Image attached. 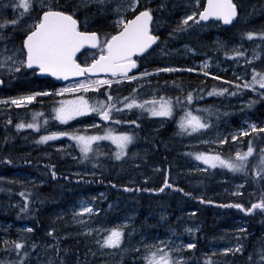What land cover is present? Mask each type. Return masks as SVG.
Segmentation results:
<instances>
[{
    "label": "trees",
    "instance_id": "trees-1",
    "mask_svg": "<svg viewBox=\"0 0 264 264\" xmlns=\"http://www.w3.org/2000/svg\"><path fill=\"white\" fill-rule=\"evenodd\" d=\"M167 1L160 0L159 2L167 3ZM51 4L73 14L80 25L90 24L100 38H103L105 33H111V29L109 30L104 25V15L93 4L82 6L78 4L77 0H53ZM241 10H238V17L243 15ZM227 27V25H224V28ZM180 33L177 36L180 35L181 39L185 38V33ZM168 66H174L180 70L154 73L150 77L138 81H124L120 85L112 84L110 88L102 86L92 93V95H96L93 99L105 100L106 97L103 95L105 90L114 97L122 98L129 96L132 89L136 88L138 99L144 100L157 94L165 97H176L181 94V91L186 94L194 89H205L204 92L197 91L195 94L203 98L199 104L212 110L210 116L208 113H203L208 121L219 119L223 124L238 129L242 126L240 117L248 113L253 120H258V127L264 126V124H260V121L264 118V97L251 92H243L241 97L246 99V104L223 106V103L220 102L222 97L205 98V93L215 86L234 90L233 87L203 79L198 74L182 70L186 69L187 66H184L182 61H177L173 57H160L156 54L148 55L144 59L137 60V69L131 73L138 74V71L145 70L151 72L156 68ZM223 77L228 78L227 75ZM3 81L5 93L0 97L32 94L37 92L33 86H40L43 82H46V89L51 91H55L59 87L58 83L52 80L39 79L37 76L29 77L24 72L4 77ZM234 81L238 84L243 83L239 80ZM178 85L179 87H177ZM53 99L52 95L37 96L34 99L35 101L33 100L34 102L31 101L20 107L10 105V102L8 104L0 103V176L23 171L34 174L39 178L35 184L25 186L0 181V219L11 224L10 233H15V235H19L24 239L26 237L25 232L18 228L20 226L32 228L30 236L27 234L30 239L24 240V250L28 253L35 256L38 254H42V256L50 255L53 264H100L101 262L111 264L116 262L118 259L111 258L112 256H104L100 253L93 254L94 251L90 249L88 243L78 242L77 238L66 234L65 227L55 222L52 226V235H48L47 228L51 219L50 213L58 207H65L71 199L75 198L78 192L91 190H104L109 200L119 201L121 208L126 207L128 204L132 205L138 213L134 225L139 224L140 220L145 219V216L149 213H158V209L164 204L168 206L170 213H172L171 218L178 217L177 215L181 213L182 208H189L191 210L190 216L195 219V222L199 223V228L193 233L195 248L183 251V254L190 260L188 264H206V260H210L212 264H249V253H255L260 247L264 246V214L259 211L254 214H245L234 207L221 206L242 203L245 207H248L250 202L260 200L262 194H264V179L254 176L251 170L248 171L247 175L229 171L230 174H238L237 176L242 178L241 180L244 181L243 190L223 201L219 199L222 197L210 196L208 190L213 186V179L208 173L190 174L181 171L180 152L183 147L179 143L181 136L178 133L176 120L170 118L157 127L155 118L149 116L147 112H141L139 109H124L120 113H113L117 120H136L139 127L127 123L117 124L110 120V125L117 127L115 130L129 127L135 137L132 147L119 160L115 159L112 151L99 146H94L97 151L90 153L91 158L88 160H81L80 154L75 156L66 155L63 151L53 147H48V156H42L38 154L39 149L34 148V140L37 135L28 134L23 129L18 130L15 125L22 119H26L31 109L39 108ZM117 107L122 108V105L118 104ZM9 120L11 123H9ZM249 139L252 140L255 149L254 155L258 154L260 149L264 148V134L250 133L249 136L241 137L240 140H242L243 150L245 151ZM135 147L140 148V150L131 152V149ZM252 159L253 157H249V160ZM8 160H11V163H8ZM134 160L143 164L157 162L160 167L157 170L146 169L144 180L132 179L131 176L134 174L135 169L130 163ZM80 163L93 168L95 173L90 175L74 174L73 170L80 166ZM94 164L96 167H93ZM52 171L56 172L55 178L51 175ZM165 176H167L169 184L174 185L173 188L164 186ZM161 187H164L162 192L144 191L146 188L159 189ZM125 188H130L132 191H125ZM137 188L140 191H136ZM177 188L183 189V192L177 191ZM18 192H23L28 197L29 210L27 212L22 213L14 205L15 198H21ZM184 193H190L191 195L186 196ZM8 196L15 198H9ZM201 200L204 202L202 203ZM208 201H211V203H208ZM24 203L25 198L23 196L21 207L24 206ZM98 204L101 208L98 213H104V202ZM235 218H243L246 224L244 251L235 254L207 256L205 254L206 247L211 242L227 239L221 231V228L226 225L225 220ZM184 220H189V218L185 217ZM149 221H153V219H149ZM180 221H182L181 218ZM35 238L47 244L53 243L52 249H42L39 245L33 248ZM78 239L80 240V237ZM4 249L5 247L0 243V258L5 261L12 260L13 254L5 252ZM256 258L254 256V259ZM122 264H126V262Z\"/></svg>",
    "mask_w": 264,
    "mask_h": 264
},
{
    "label": "rangeland",
    "instance_id": "rangeland-1",
    "mask_svg": "<svg viewBox=\"0 0 264 264\" xmlns=\"http://www.w3.org/2000/svg\"><path fill=\"white\" fill-rule=\"evenodd\" d=\"M52 1L53 0H35L36 12H32V16L35 17L40 14V7L42 3L51 4ZM77 1L78 4L82 6L89 4L95 5L98 11L104 15V25L107 26L109 30L111 29L110 34L114 33V26L112 22L115 19V15L111 11V9L114 8L117 3H120L121 0H110V4L106 5L105 8L104 6L98 4L96 0ZM159 1L160 0H141V3L145 7L151 8L153 10V18L154 21H157V23H154L151 27L154 29V33L160 38L157 42L158 46H153V50H151L150 55L156 54L160 57H173L177 61H182V64L184 66H187L186 69H193V71L191 72L200 75L203 79H209L211 81L223 83L224 85H228L231 87L232 84H238L234 81L237 80V76L242 77V79L239 80L240 82H243L245 79L251 80L252 67L257 68V70L264 71V43H262L259 38H254L252 41H249L245 36H243V34L248 31H264V0H233V3H235V5L237 6V10L242 9L243 11V15L241 17H238L233 24L229 25L227 28H224V25L222 26V24L214 20L205 22L201 21L198 24H193L192 21H189V25L191 26L187 27L184 31H181V33H185L186 35L185 38L182 39L180 38V35L179 37L177 36L179 32L174 33V35L171 37L169 36V33L173 32V30L176 28L182 18L185 17V15H190L193 10H196L193 6V0H168L167 3H160ZM14 2L18 3V0H0V24H4L6 20L11 21L19 16V12L12 7V4ZM200 2L201 5H203L205 0H200ZM200 10H202V8ZM130 17L131 16L129 15V18ZM26 23H30V21ZM79 26L80 30H93L92 26L88 23L84 25L79 24ZM24 31V25H21V27L17 29L14 28L11 24H8L3 29H0V35L4 37L3 39H0V50H3L5 46L9 49L13 47H19L22 44L24 38V34H22ZM218 42L225 45V47H219ZM239 45H242L240 50L245 52V56L240 58L239 62H237L234 58L229 59L228 56L225 55V52L232 49L234 46ZM94 56H99L98 48L84 50L77 56L76 59L79 63L85 64L91 63V60ZM254 56L256 57L255 59H253ZM245 59L251 60L250 66L245 64ZM204 62H207L208 65L206 68H202V64ZM168 67L176 69V67L174 66ZM0 72H2V74H0V80H3L4 77L12 75L7 73L6 71L0 70ZM21 72L26 73V75L29 77L37 76L36 72L33 73L31 70L26 68L22 69ZM204 72H208L209 75L205 76ZM129 75L138 74L130 73ZM224 75H227L228 78H224ZM215 77H220V79H216ZM91 78L112 79L114 81L113 85H120V83L127 81L120 79L118 76H99ZM82 79H84V77L63 84H58L59 87L57 89L72 87ZM116 80H119L120 82L116 83ZM0 86V95H2L5 93V89L3 84H0ZM33 87L36 88L37 92L48 91V96L52 95L51 93L54 92L50 89H46V82L41 83L40 86L35 85ZM213 88L219 89V87L215 86L211 87L208 91L212 90ZM96 90L97 89H89V91L87 92L81 90L77 92H64L60 95H52L54 97L52 101L41 105L39 108L31 109L29 116L26 119H22L20 121L24 123H30L32 122V116L34 113H43V116H37L39 130H33L29 128L23 129L27 131L28 134L37 135L34 140V148L39 149L38 154L45 157L48 156V147H53L54 149L61 150L69 156L80 154L75 142L70 140L66 136L60 137L56 140L48 141L46 143L37 142L39 141V137L41 135H47L51 131H69L79 132L87 135H103L104 129L110 128L114 132L132 133L129 127L115 130L117 127L111 126L110 120L101 121L99 116L94 113L77 116L67 121V123H61L54 119L55 113L53 109L54 107H59L62 101H73L77 97L82 96L85 100L88 101L89 104H92L96 101L95 99H93L96 95H92V93ZM231 91H235L236 95L230 96L224 94L219 96H209L206 92L205 98L222 97V100L220 102L223 103V106L241 105L247 103L246 99L241 97L243 92L255 93L251 89L237 90L234 88V90ZM20 96L0 97V101L8 100L10 102L11 98H17ZM151 98L152 96L147 97L144 100H149ZM202 100L203 98L194 101L193 105L191 106L194 113L203 115V113L196 112L197 109L204 108L202 104H199V102ZM182 114L183 113L180 108H177L175 110L176 119H178ZM154 118L157 127L161 126L162 123L170 119L161 117ZM46 119L47 123H45ZM209 122L211 124V128L203 130L202 133H192L191 135H188L180 134L178 131L181 136V140L179 143L183 147L180 152V160L182 162L181 171L190 174L208 173L213 179V186L208 190L209 195L222 197L219 199L223 201L227 197L235 195L234 193L241 192L244 187V181L241 180L242 178L237 176L238 174H230L229 170L226 168H211L208 165L203 164L202 161H198L195 159L194 154L198 152H220L224 156H234V153L237 149L245 151L243 150L242 140H240L241 137L238 136L237 141H232L231 134L236 133L241 128H247L249 124H258V120H253L248 113H245L240 117V123L242 124V126L238 129L231 128V125L223 124L219 119ZM91 123H96L97 125H99V127H86ZM260 124H264V118H262ZM218 135L228 136V142L224 145L212 143V141H214ZM204 141H209V143H204ZM133 143L128 146L126 152L132 147ZM97 145L99 147H102L104 149L106 148L112 151L113 154L116 152V146L112 144L110 140L95 142L93 147ZM139 150L140 148L135 147L131 149V152H137ZM79 165L80 166L73 170L74 174L90 175L95 173V170L93 168L83 165L82 163H80ZM130 165L135 169L134 174L131 176L132 179L139 178L143 180L146 176V169L150 168L157 170L160 167L157 162L143 164L137 160L131 162ZM38 179V176L23 171L12 174H4L0 176V181H6L5 183L13 182L19 186L35 184L36 182H38ZM18 193L20 194V192ZM8 197L15 198L13 196ZM82 202L91 204L92 207L99 209V211L101 208L98 203L104 202V213H98L99 211L95 212L92 214L91 218H89L88 214L84 215L83 219L86 221L87 228L110 229L113 226L127 225V227L124 229L125 235L122 240V245L119 249L108 247L101 248L96 241L100 240L102 243V238L107 233L102 230L99 232V234H97L96 231H93L91 234H87L85 231V225L76 222V220L74 219V213L78 212L79 206ZM14 205L18 209H21V206L23 205V196H21V198H15ZM190 211L191 210L189 208H182L181 213H178L177 215L178 217L171 218L172 213H170L168 206L164 204L161 208L158 209V213H149L147 216H145V219L142 218L140 220L139 224L134 225L136 218L138 217V213L132 205L128 204L126 207L121 208L119 201L109 200V197L104 190H91L87 192H78L75 198L71 199V201L65 207H58L57 209H54L50 213L51 219L48 224L47 232L49 233V231H52L53 222H55L66 228L67 235L77 238L78 242L80 241L81 243H88L90 249L95 252H92L93 254L100 253L101 255H109L112 256L111 258L118 259L116 262H112L111 264H122L123 262H126V264H140V255L144 251L141 247L142 240L151 243L155 238H158L166 241L170 240L171 242H174L175 245L187 244L189 242L194 243L193 233L198 230L199 223L195 222V219L190 216ZM96 214L98 215L97 217H99V219H97ZM185 217H188L189 220H184ZM180 218L182 219V221H180ZM149 219H153V221H149ZM225 223L226 225L221 228V231L226 235L227 239L211 242L206 247L207 249L205 254L207 256L224 255V248L234 247L237 243L243 245L245 241V234L240 233L238 229L246 228L244 219H226ZM10 225V223H7L3 219H0V243L5 248L10 249L8 253H12V260H16V252L11 245V242H24V240L30 239L27 237V234L30 236L31 232H27L26 229L31 227L20 226L18 228L25 232L26 237L24 239L19 235H15V233H10ZM188 229H192V231L189 232ZM238 236L241 237L239 241L237 240ZM78 237H80V240L78 239ZM5 241H8L9 244L6 245L4 243ZM33 242L35 243V245H39L40 247H42V249L51 250L53 247V243L47 244L37 238H35ZM134 249H140V252L134 251ZM184 250L188 249L181 248V252L179 255H182L185 258V264H188L190 260L183 254ZM0 261L5 260L0 258ZM106 263L107 262H101L100 264ZM25 264H53V262L50 255L42 256V254H38L35 256L34 254L29 253V255L25 258Z\"/></svg>",
    "mask_w": 264,
    "mask_h": 264
},
{
    "label": "snow or ice",
    "instance_id": "snow-or-ice-1",
    "mask_svg": "<svg viewBox=\"0 0 264 264\" xmlns=\"http://www.w3.org/2000/svg\"><path fill=\"white\" fill-rule=\"evenodd\" d=\"M96 2L102 6L110 4V0H96ZM193 6L196 10H193L190 15H185L184 18L178 23L173 32L169 33V36H173L176 32L184 31L187 27H190L189 21L193 24H198L201 21H209L210 18L222 21L224 24H231L233 19L237 16V6L232 0H206V3L201 5L200 0H193ZM12 7L19 12V16L11 21H5L4 24H0V29H3L8 24H11L14 28H20L24 25V38L22 44L19 47H13L11 49L5 48L0 50V70L6 71L9 74H15L21 72L22 69H29L33 73L39 70V73H47L57 79H68L69 76L85 77L72 87H66L63 89H57L52 92V95H60L64 92H87L89 89H99L102 86H108L109 88L113 84L112 79H92L87 74L92 73H110L112 77L119 76L120 79L130 82L138 81L139 79L150 77L154 73L160 72H173L179 71L171 67L156 68L153 72L147 70L139 72L138 75H129L132 69H137V60L144 59L151 54L150 50H153V46L157 45L159 36L154 33V29L151 27L157 21H154L153 10L145 7L141 0H121L114 8L111 9L115 15L113 20L114 33H105L103 38H100L96 32L80 31L77 26V20L74 19L73 14L61 8L55 7L52 4L42 3L40 7V14L33 17L32 12L35 11V0H18V3H13ZM202 8V10H200ZM129 15L131 18H129ZM30 21V23H26ZM249 41L254 38H259L264 43V31L254 32L248 31L243 34ZM4 37L0 35V39ZM88 44L93 48H98L99 56H94L91 63H85L84 66L76 62L74 58L76 53L85 45ZM158 46V45H157ZM218 46L224 48L225 45L218 42ZM242 45L234 46L232 49L225 52V55L229 59H235L239 62L240 58L245 56V52L241 51ZM255 51V50H254ZM230 53V55H229ZM135 57V58H134ZM256 57L254 56L253 59ZM245 64L251 65V60L245 59ZM207 62L202 64V68H206ZM191 72L193 69H186ZM2 74V72H0ZM205 76H208V72H204ZM220 79V77H215ZM237 80H241V76L236 77ZM119 83V80L115 81ZM150 83V81H149ZM232 83V82H227ZM0 84H4L3 80H0ZM139 86V85H138ZM258 86V87H257ZM179 87V85L177 86ZM232 87L237 90L251 89L257 95L264 97V71L257 70V68H251V80H244L240 84H232ZM204 92L205 89L188 91L186 94L181 91V94L176 97H165L163 95H153L149 100L138 99L136 95V88L132 89V93L129 96L117 98L111 95L107 90L103 95L105 100H96L94 103L89 104L82 96L77 97L73 101H62L59 107H54L55 113L54 119L67 123V121L77 117L83 116L88 113H95L99 116L101 121L112 120L114 123H127L139 127L136 120L121 121L115 119L113 113H120L124 109L133 110L139 109L141 112H147L151 117L171 118L176 119L175 110L180 108L182 115L176 119L177 128L180 134L202 133L205 129H210V122L201 114H196L192 110L194 101L201 99V96L195 93ZM236 95L235 91H231L229 88H213L207 91V95ZM49 95L48 91L34 92L31 95L20 96L10 99V105L20 107L26 103H30L37 96ZM0 103L8 104L9 101H0ZM251 103V102H250ZM122 105L117 107V105ZM198 113H208L212 115L210 108L197 109ZM37 116H43V113H34L32 116V122L24 123L18 122L15 127L19 129L29 128L33 130H39V124L37 122ZM9 123L11 121L9 120ZM47 123V119L45 120ZM86 127L98 128L99 125L91 123ZM264 134V126H257V124H249L247 128H241L236 133L231 134V140L237 141L239 137L249 136V134ZM68 137L74 141L80 152L81 160L90 159V153L97 151L93 147L95 142L102 140H110L112 144L116 146V152L113 154L115 159L119 160L126 155V149L133 143L135 137L130 132H114L110 128L104 129V134L87 135L79 132L69 131H51L47 135H41L38 143H46L51 140H56L60 137ZM228 142V136L218 135L212 143L224 145ZM209 143V141H204ZM98 147V145H97ZM255 149L252 144V140L249 139L248 147L246 151L237 149L234 156H224L220 152H198L195 153V159L202 161L203 164L208 165L211 168H226L233 173H244L247 175L251 170L254 176L264 179V148H261L259 153L254 155ZM191 155V153H190ZM249 157H253L249 160ZM11 163V160L7 161ZM93 167H96L94 164ZM53 178L56 177V172L52 171ZM115 187V185H113ZM164 186L173 188L174 185L169 184L167 176L164 179ZM125 191H132L130 188H125ZM183 192V189H176ZM136 191H140L139 188ZM144 191H164V187L159 189H144ZM238 194V193H234ZM24 196L25 203L21 207L22 213L27 212L28 209V197L23 192L20 193ZM184 195H191L190 193H184ZM203 203L204 201L201 200ZM211 203V201H208ZM222 207H234L245 214H254L256 211L264 214V194L261 199L255 202H250V206L245 207L242 203H233L229 205H221ZM96 209L88 203H81L78 212L74 213V219L77 223L85 225V231L87 234H91L96 231L99 234L100 231H105L107 234L103 236L102 243L97 240V244L101 248L108 247L119 249L122 245V240L125 235L124 229L127 225L113 226L110 229H92L86 227V221L83 219L85 214H88L91 218L92 214L98 212ZM27 232H31V228L26 229ZM189 232L192 229H188ZM240 233H244V228L238 229ZM49 236L52 232L49 231ZM241 237H237L239 241ZM6 245L8 241L4 242ZM17 259L0 261V264H25V258L29 253L24 250L25 243L23 241H12ZM194 243H187L182 245H175L170 240H161L155 238L151 243L141 241V247L143 252L140 255V264H185V258L179 255L181 248L193 249ZM36 247L35 244L32 245ZM5 252L10 251L9 248L4 249ZM134 251L140 252V249H134ZM244 246L237 243L234 247H226L223 249L225 254L227 253H242ZM22 253V254H21ZM254 256L257 257L254 259ZM249 264H264V246L260 247L255 253H249ZM206 264H212L210 260L206 261Z\"/></svg>",
    "mask_w": 264,
    "mask_h": 264
},
{
    "label": "water",
    "instance_id": "water-1",
    "mask_svg": "<svg viewBox=\"0 0 264 264\" xmlns=\"http://www.w3.org/2000/svg\"><path fill=\"white\" fill-rule=\"evenodd\" d=\"M232 2H233V0H232ZM206 3V0H205V2H204V4ZM237 17H238V10H237V16L233 19V22L231 23V24H233L234 22H235V20L237 19ZM131 18V17H130ZM74 19H76L75 17H74ZM77 20V19H76ZM209 20H214V21H216V22H218V23H220V24H224L222 21H218V20H215L214 18H210ZM77 22H78V20H77ZM231 24H224V25H231ZM77 26H78V29H79V22L77 23ZM80 30V29H79ZM80 31H84V30H80ZM88 32H96V31H94V30H89ZM97 33V32H96ZM98 34V33H97ZM155 46V45H154ZM87 49H95V48H93V47H91L90 45H88V44H85L77 53H76V56L74 57L75 59L77 58V56L82 52V51H84V50H87ZM135 58V57H134ZM76 62L77 63H79L78 61H77V59H76ZM79 64H81V63H79ZM90 64V63H89ZM81 66H84V64H81ZM133 70H135V69H132L131 70V72L133 71ZM130 72V73H131ZM129 73V74H130ZM36 74H37V77L39 78V79H49V80H52V81H54V82H56V83H58V84H63V83H66V82H70V81H74V80H77V79H81V78H83V76H80V77H75V76H69L68 77V79H57L56 77H53V76H51V75H49V74H47V73H39V70L37 69V71H36ZM89 77H99V76H110L111 74L110 73H95V74H92V73H89V74H87ZM112 76V75H111Z\"/></svg>",
    "mask_w": 264,
    "mask_h": 264
},
{
    "label": "bare ground",
    "instance_id": "bare-ground-1",
    "mask_svg": "<svg viewBox=\"0 0 264 264\" xmlns=\"http://www.w3.org/2000/svg\"><path fill=\"white\" fill-rule=\"evenodd\" d=\"M180 2V1H179ZM175 3H177V2H175ZM171 4H172V2H171ZM235 4V3H234ZM173 5H175V4H173ZM171 6V5H170ZM79 8V7H78ZM104 8H105V6H104ZM87 11V10H86ZM242 11V10H241ZM96 12V11H95ZM87 13V12H86ZM82 16V15H81ZM212 21V20H211ZM205 22V21H204ZM214 23V22H213ZM229 26V25H228ZM80 27V26H79ZM163 42V41H162ZM166 42V41H165ZM88 50V49H87ZM151 51V50H150ZM28 71V70H27ZM134 74V73H133ZM110 77H111V75H110ZM119 77V76H118ZM85 78V77H84ZM2 80V79H1ZM54 82V81H53ZM1 87V86H0ZM8 101V100H7ZM96 185V184H95ZM84 190V189H83ZM73 191V190H72ZM109 192V191H108ZM110 196V195H109ZM100 200V199H99ZM137 207V206H136ZM46 211V210H45ZM18 234V233H17ZM70 246V245H69Z\"/></svg>",
    "mask_w": 264,
    "mask_h": 264
}]
</instances>
